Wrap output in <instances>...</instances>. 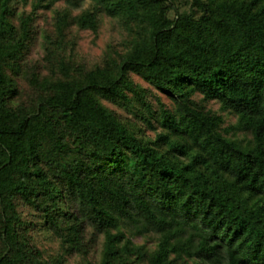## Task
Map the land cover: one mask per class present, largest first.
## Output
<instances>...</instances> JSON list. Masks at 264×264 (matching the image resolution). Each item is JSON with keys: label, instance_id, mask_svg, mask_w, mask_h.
Wrapping results in <instances>:
<instances>
[{"label": "trees", "instance_id": "16d2710c", "mask_svg": "<svg viewBox=\"0 0 264 264\" xmlns=\"http://www.w3.org/2000/svg\"><path fill=\"white\" fill-rule=\"evenodd\" d=\"M35 230L81 264H264V0H0V264H63Z\"/></svg>", "mask_w": 264, "mask_h": 264}, {"label": "rangeland", "instance_id": "374dc122", "mask_svg": "<svg viewBox=\"0 0 264 264\" xmlns=\"http://www.w3.org/2000/svg\"><path fill=\"white\" fill-rule=\"evenodd\" d=\"M62 4V3H61ZM53 12H44L37 20L38 26L48 25L50 26L53 22ZM118 39V29L115 25V22L109 18H105L102 26L100 28L99 34L96 37L95 34L91 31H81L78 33V52L82 57H85L88 60L96 61L99 59L102 51L106 45L114 40ZM41 36L38 35L36 42L34 43V49L32 53L33 58H40L42 49H41ZM135 79L145 87H149L148 83L143 81L139 76H134ZM212 108L216 111H219L220 105L213 101L210 103ZM120 113L126 114L125 111L120 110ZM226 115V122L229 123L235 120L234 115ZM38 230H41V227H38ZM35 230L33 235H35V240L40 249H42L45 255L54 256L62 254L63 264H81L84 261L83 254L78 252H65L60 243L54 239L50 234L45 233V231L39 232ZM137 243H143L142 238L135 239ZM149 246H154V243L149 242ZM93 246L92 252L89 255V258H97L100 255V244H91ZM97 245V246H96Z\"/></svg>", "mask_w": 264, "mask_h": 264}]
</instances>
